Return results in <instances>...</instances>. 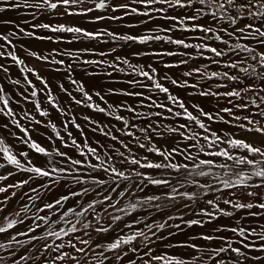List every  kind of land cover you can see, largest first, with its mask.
Returning <instances> with one entry per match:
<instances>
[{"label": "snow or ice", "instance_id": "obj_1", "mask_svg": "<svg viewBox=\"0 0 264 264\" xmlns=\"http://www.w3.org/2000/svg\"><path fill=\"white\" fill-rule=\"evenodd\" d=\"M7 11L30 19H0V264H264V0H0ZM49 16L142 19L121 33ZM156 19L167 26L132 31ZM75 41L116 46H59ZM155 42L176 50L132 47Z\"/></svg>", "mask_w": 264, "mask_h": 264}, {"label": "rangeland", "instance_id": "obj_2", "mask_svg": "<svg viewBox=\"0 0 264 264\" xmlns=\"http://www.w3.org/2000/svg\"><path fill=\"white\" fill-rule=\"evenodd\" d=\"M98 14H100V13L96 12V13H93L92 15H98ZM18 18L19 19H25V18L30 19V17H26V16L21 17L17 11H7L5 13H0V19H3V20H6V19L17 20ZM87 19H88L87 17L60 18L59 16H55V17L49 16V17L42 18V22H49V21H51L52 23H73L74 22L76 24H79L81 26L88 28L89 30H97L100 27H108L110 30H116L118 32L124 33V32L129 31V29L123 27V25L125 23H134V22H137L139 19H142V18H140V17H131V18L125 17L124 21L104 20V21H100L96 24L87 23ZM167 23L168 22H166V21L156 19L155 21H149L146 25L141 24L136 29H133L132 31H135L137 33H143L146 28H155L157 25L167 26ZM8 27H10V26L0 24V31H5ZM37 31H38V34L51 35V33H48L45 30H37ZM62 35L66 36L68 38H71V34H62ZM175 35L177 37L184 36L185 38H188V36L190 34L176 32ZM21 42L25 43L27 46H31L33 48V50H48L52 47H56V45L50 44L48 41H36V40L30 39V38H24ZM118 43L120 45V47L118 48V52L120 54L130 53L131 49L129 47H127L126 45H124V42H118ZM85 45L95 47L97 50H105V51H107L111 47L116 46V44H113L111 42L109 44H101L97 41H75L71 45L65 43V44H61L59 46L61 48H79V47H83ZM132 47L139 48L140 50H152V49H155V50H162V49L176 50V46L168 45V44H165L163 42L150 43L147 46L133 45ZM21 55H23V53H21ZM87 58H99V57H87ZM164 59L167 61H172L173 59H179V57H176V58L164 57ZM156 60H157L156 57L141 56L138 59L133 58V62H135V63H154ZM33 63H36V62L33 61ZM155 66H157L159 69H161V71H167V70L162 69L161 65H155ZM182 70H183L182 68L181 69H172L170 74L175 73L178 75L179 72ZM56 75H58V74H53V77H55ZM77 75L80 76V75H82V73L78 72ZM115 76L121 80L127 79V77H125L123 74H120V73H116ZM106 79H107V77H103V76L100 77L101 82L105 81ZM106 86H112V87H116V88L128 87L127 85L122 84V83H116L113 85H106ZM175 91L179 92L181 94L182 98L187 97V92L185 90L176 89ZM112 99L124 100L127 98H125V97H113ZM188 99L191 102H202V101H207L208 98L190 97ZM220 103H221V106H224V100H221ZM215 105H216V100L213 98V99H211L210 102H206L202 106H205L206 108H213V107H215ZM145 111H146V109H145ZM166 123H168V122H166ZM214 127L227 128L228 126L214 125ZM231 130L235 131V132L240 131L239 129H234V128ZM37 159H41V158H37ZM14 203H15V201H14ZM180 210L183 211L182 209H180ZM190 211L191 210L189 209L184 213L186 217L188 216ZM169 214H172V213H169ZM157 219H160V217H157ZM176 222H178V221H173L171 223H176ZM208 230H210V227L206 228V229H198L194 226L193 229H185V231L189 235L194 234V233L199 232V231H208ZM178 238L179 239H185L186 237L180 236ZM199 243L205 244V243H210V242L200 241ZM172 251L179 253L183 250L182 249H176V250H172Z\"/></svg>", "mask_w": 264, "mask_h": 264}, {"label": "bare ground", "instance_id": "obj_3", "mask_svg": "<svg viewBox=\"0 0 264 264\" xmlns=\"http://www.w3.org/2000/svg\"><path fill=\"white\" fill-rule=\"evenodd\" d=\"M198 98V97H197Z\"/></svg>", "mask_w": 264, "mask_h": 264}]
</instances>
